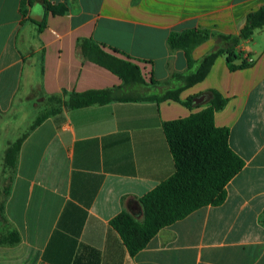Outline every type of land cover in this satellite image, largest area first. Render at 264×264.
<instances>
[{
    "label": "crops",
    "instance_id": "1",
    "mask_svg": "<svg viewBox=\"0 0 264 264\" xmlns=\"http://www.w3.org/2000/svg\"><path fill=\"white\" fill-rule=\"evenodd\" d=\"M262 7L264 0H0V234L20 237L0 244V264H264V27L240 45L234 64L252 62L231 69L219 56L179 101L64 105L72 93L93 90L165 93L188 70L185 51L169 44L171 32L236 35ZM84 41L138 65L147 85H124L85 55ZM218 45L211 37L192 58ZM210 90L226 99L215 124L230 130L229 145L245 165L222 205L163 228L131 256L111 220L127 212L143 222L140 199L175 172L163 125L205 109ZM204 94L208 100L186 105ZM54 98L61 106L51 114ZM24 130L10 167L6 152Z\"/></svg>",
    "mask_w": 264,
    "mask_h": 264
},
{
    "label": "trees",
    "instance_id": "2",
    "mask_svg": "<svg viewBox=\"0 0 264 264\" xmlns=\"http://www.w3.org/2000/svg\"><path fill=\"white\" fill-rule=\"evenodd\" d=\"M47 9L53 13L62 12L48 2ZM261 27H264V7L249 13L244 26L236 35L216 34L198 28L173 31L169 36V44L173 49L185 51L188 64L186 73H177L173 77L172 81L178 84L177 87H172L163 94L140 98L120 97V88L72 93L64 105L68 108H80L121 99L179 101L180 92L203 81L219 56L227 57L231 69L247 66L245 59L238 66L234 64L243 55L239 47ZM211 37L217 38L219 45L199 61H195L192 58L193 50ZM82 49L89 58L119 75L124 85L146 84L138 65L107 54L95 45L89 46L85 41ZM151 82L155 83L153 79ZM208 95L209 105L205 109L163 125L174 157L175 172L140 199L144 211L143 222L137 221L127 212H121L111 220L112 227L120 234L131 256L145 249L163 228L203 207L222 205L227 198L228 183L245 165L244 160L229 145L230 130L215 124V113L223 109L226 99L216 90H210ZM194 99L190 97L186 105L192 106ZM47 115L48 113L37 119L31 129L37 127ZM25 135L7 150L6 165L15 166ZM19 241L18 232L12 230L2 235L0 244L14 245Z\"/></svg>",
    "mask_w": 264,
    "mask_h": 264
},
{
    "label": "rangeland",
    "instance_id": "3",
    "mask_svg": "<svg viewBox=\"0 0 264 264\" xmlns=\"http://www.w3.org/2000/svg\"><path fill=\"white\" fill-rule=\"evenodd\" d=\"M145 85H147V84H145ZM165 90V89H164ZM163 90V91H164ZM166 91V90H165ZM164 91V92H165ZM144 93V95H146V94H148V92H147V89L143 92ZM142 94V93H141ZM161 94V93H160ZM163 94V93H162ZM51 105H53L55 108H52L50 111H55V109H57V108H59V106H61V100H58V99H54V100H51ZM47 113V112H46ZM46 113H41V115L37 118V119H39L41 116H43V115H45ZM36 119V120H37ZM35 120V121H36ZM34 123H32V125H33ZM32 125L29 127V129L32 127ZM26 131L27 130H24L23 132H21V133H19V135H17L18 136V138L17 139H15L14 140V142L12 143V144H15L23 135H24V133H26ZM16 136V137H17ZM11 144V145H12ZM0 216H1V218L3 219V217H2V215H1V213H0ZM8 232H10V230H8ZM7 233V232H6ZM1 238H2V234H0V241H1Z\"/></svg>",
    "mask_w": 264,
    "mask_h": 264
},
{
    "label": "water",
    "instance_id": "4",
    "mask_svg": "<svg viewBox=\"0 0 264 264\" xmlns=\"http://www.w3.org/2000/svg\"><path fill=\"white\" fill-rule=\"evenodd\" d=\"M35 20L41 21V19H39V18H35ZM208 99H209V96L207 94H204V95H201V96L195 98V101L196 102H203V101L208 100Z\"/></svg>",
    "mask_w": 264,
    "mask_h": 264
},
{
    "label": "built area",
    "instance_id": "5",
    "mask_svg": "<svg viewBox=\"0 0 264 264\" xmlns=\"http://www.w3.org/2000/svg\"><path fill=\"white\" fill-rule=\"evenodd\" d=\"M245 60H246L247 63L252 62V58L251 57H245Z\"/></svg>",
    "mask_w": 264,
    "mask_h": 264
}]
</instances>
